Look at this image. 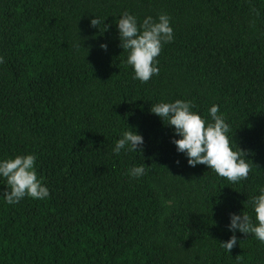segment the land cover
<instances>
[{"label":"trees","instance_id":"obj_1","mask_svg":"<svg viewBox=\"0 0 264 264\" xmlns=\"http://www.w3.org/2000/svg\"><path fill=\"white\" fill-rule=\"evenodd\" d=\"M125 11L170 17L174 39L145 83L119 46ZM0 58V158L34 154L49 189L0 196V264H264V244L227 227L264 184V0H0ZM176 99L206 120L219 106L247 180L188 166L149 110ZM129 126L144 144L117 156ZM140 164L145 175L126 174Z\"/></svg>","mask_w":264,"mask_h":264},{"label":"clouds","instance_id":"obj_2","mask_svg":"<svg viewBox=\"0 0 264 264\" xmlns=\"http://www.w3.org/2000/svg\"><path fill=\"white\" fill-rule=\"evenodd\" d=\"M116 19L119 46L127 53L125 63L132 69V79L141 83L149 81L158 74L159 68L155 58L160 54L164 44L174 39L170 17L166 13L159 14L155 19L145 17L138 23L137 17L130 12H123ZM97 26L99 20L95 17L90 21ZM100 47L107 50V44ZM2 59V58H0ZM150 113L155 114L168 127L172 128L173 136L170 142L177 153L183 154L188 166L203 164L218 176L232 183L247 180L250 166L244 152L231 144L230 127L219 106L212 104L208 108L210 120L202 118L190 101L176 99L174 101H158L151 103ZM144 144L142 134L134 128L123 130L114 142L112 153L119 156L138 151ZM36 156L32 153L0 158V180L4 181L3 201L9 205L19 203L21 199L30 197L34 200H44L49 197L48 187L37 178L35 168ZM179 165L180 161H175ZM146 173V165H133L127 170V175L139 179ZM258 194L247 199L251 205L252 215L242 211L231 213L228 230L239 231L251 235L264 244V184L256 187ZM237 238L233 234L220 245L227 252L236 245Z\"/></svg>","mask_w":264,"mask_h":264}]
</instances>
